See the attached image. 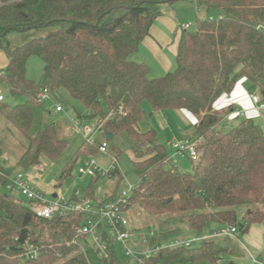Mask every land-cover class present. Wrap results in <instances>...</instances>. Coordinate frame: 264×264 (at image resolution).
<instances>
[{"label": "trees", "instance_id": "trees-1", "mask_svg": "<svg viewBox=\"0 0 264 264\" xmlns=\"http://www.w3.org/2000/svg\"><path fill=\"white\" fill-rule=\"evenodd\" d=\"M185 1H194L197 8L194 30L183 32L175 70L150 78L148 66L130 58L164 9ZM29 33L46 35L10 45L11 35ZM0 49L9 59L0 84H7L13 98L25 100L18 105L0 101V118L15 131L8 133L19 134L26 143L18 164L23 170L43 159L55 162L67 149L55 126L44 127L45 103L37 99L44 89H65L83 107L78 117L103 123L106 134H125L131 141L138 182L129 209L138 206L154 217L179 216L194 235L228 225L243 236L254 224L264 223V130L238 111L239 122L222 132L218 127L233 108L214 109L242 79L249 83L250 95L264 104V0H0ZM31 57L44 64L39 84L27 77ZM145 103L150 117L177 110L196 117L202 158L195 165L190 162L192 172L178 174L157 131L143 130L149 118ZM97 154L83 143L63 167L60 184L73 178L79 157ZM3 155L0 147V264H122L109 239L108 257L103 258L95 247L84 252L79 242L74 245L85 241L77 235L74 215L38 218L30 202L11 195L6 184L12 174L1 164ZM98 182L82 189L86 197L96 198ZM120 186L118 182L101 204L113 201ZM238 209L245 210L242 224ZM180 235V230L164 228L152 244ZM220 240L164 249L147 264H236L226 260L232 250ZM26 241L40 248L39 258L23 257Z\"/></svg>", "mask_w": 264, "mask_h": 264}, {"label": "built area", "instance_id": "built-area-1", "mask_svg": "<svg viewBox=\"0 0 264 264\" xmlns=\"http://www.w3.org/2000/svg\"><path fill=\"white\" fill-rule=\"evenodd\" d=\"M189 29L191 24L183 26ZM37 99L42 103L51 102L53 108L49 113H63V105L52 98V93L48 89L41 91ZM252 104L257 110L264 111V104L256 94L250 95ZM4 97L0 96V101ZM245 115L244 112L240 116ZM89 116V114H88ZM73 134L80 135L84 143L95 147L98 150L96 156L82 157L78 167V173L82 177H87L90 181L115 179L122 184L123 176L117 155L110 154V139L103 131V123L96 120H89L86 116L81 119H72L68 129ZM199 141L175 140L170 143L172 150L170 162L178 167V158L189 161L194 165L199 163L202 152L199 149ZM98 156L107 157V161H101ZM135 186L129 185L127 189H120L113 201L103 203L97 198L86 197L82 190H75L72 196L57 195L51 200H46L45 196L35 190L31 181L24 173H16L8 177L6 190L17 198L24 199L32 204V211L38 218L51 219L55 216L74 215L77 224L75 230L77 235L85 241L76 240L81 245V250L85 251L90 247H95L99 251V257H108L107 240L114 243L118 252H122L126 258H133L137 264H147L148 261L159 256L164 249L192 248L210 239H230L239 241L241 234L238 227L223 226L212 233L194 235L192 238H175L164 242L152 244L159 236L153 231L145 234L131 230L128 225L126 215L130 207V197ZM112 194V193H111ZM110 194V195H111ZM77 219L81 220L78 223ZM107 235L106 241L103 239ZM108 242V243H109ZM87 248V249H86ZM41 255L40 248L26 241L23 244V257L27 260H35ZM251 264H264V256H253L250 254Z\"/></svg>", "mask_w": 264, "mask_h": 264}, {"label": "rangeland", "instance_id": "rangeland-1", "mask_svg": "<svg viewBox=\"0 0 264 264\" xmlns=\"http://www.w3.org/2000/svg\"><path fill=\"white\" fill-rule=\"evenodd\" d=\"M196 16H194V20L196 21ZM213 17H217V12H212ZM200 18L204 17L203 13H200ZM194 22V21H193ZM194 26L192 25L190 31L194 30ZM44 34H26V35H16L13 34L9 37V43L12 47H17L22 45L24 42L30 40L32 37L36 36H45ZM44 72V64L42 60L38 57H31L27 64V77L30 81H33L35 84H39ZM158 75L151 73L150 78H157ZM0 93L5 98V102L10 105H18L25 102L24 99L21 98H13L10 95L9 89L7 86H3L0 89ZM52 98L55 101L60 102L63 105V113H56L53 111L50 112V109L53 108V103L47 102L43 105V125L44 127L55 126L58 132V137L62 140H66L68 142V147L64 151V153L56 160L55 162L48 161L47 159H43L42 163L38 166H35L29 170H23L21 166H18L19 160L23 153L26 150V143L24 140L17 134L15 137L8 133V129H13L4 119L0 118V127L2 130L0 136V147L3 149L4 153L7 154L3 156V159L6 165H9L16 170L17 172L24 173L27 178L31 181L35 190L41 192L46 200L53 199L54 194L63 195L64 193L68 198L72 196V193L75 190H82L89 186L91 182L89 178L82 177L78 173V167L80 164V157L77 159V164L73 171V178L60 184V176L63 170V167L71 160V158L77 153L80 146L84 143L83 137L77 134H73L68 129L71 126L72 119H78V114L83 115V107L80 103L74 100L70 94L65 89H60L52 93ZM144 110L148 114L147 127H143L145 129H154L158 133V143L165 144L167 149L168 147V133L164 130L160 129V125L158 124V118L160 116L157 113H154L153 116H149L152 113V110L148 104L143 105ZM255 121L259 124L264 130V117L262 112H258L255 117ZM158 124V125H157ZM234 126V123L224 124L223 126H219L218 129L222 132H227ZM14 131V129H13ZM15 133V131H14ZM110 145L118 147L120 151L119 155V165L121 169V174L123 176V182L120 186V189H127L129 185L136 186L138 182V176L136 173V168L134 165V154L131 150V141L125 134H119L115 136L113 139H110ZM180 141V140H179ZM171 150V149H170ZM115 153L112 149L110 150L111 155H116L119 153ZM98 159L101 161L106 160L107 157L98 156ZM191 164L189 161H184ZM166 168H169V164L166 165ZM186 170V169H185ZM191 172V171H190ZM15 173V174H16ZM184 173L183 167L178 171V174ZM116 180L112 179H104L100 180L95 186L96 198L100 201L104 200L105 197L109 196L115 189ZM70 193V195H69ZM264 207V206H263ZM245 214L244 209L237 210V221L238 224H242L243 216ZM126 218L128 220V225L133 231H137V233L145 234L147 232L153 231L155 233H159L162 229L167 228L170 230H180L181 235L178 238L186 239L192 238L194 234L189 231V227L185 223L180 222L179 216H165V217H154L148 215L138 206H132ZM264 224V223H263ZM220 241L227 247L232 250L226 256V260L233 261L236 264H250V254L253 256H259L257 253H250L249 250L243 248V241L239 239L230 240V239H221ZM87 249V248H86ZM85 252V251H84ZM119 261L122 264H137L133 258H126L124 254L120 251L117 253ZM248 255V257H247ZM261 256H264L262 254ZM249 259V260H248Z\"/></svg>", "mask_w": 264, "mask_h": 264}, {"label": "crops", "instance_id": "crops-1", "mask_svg": "<svg viewBox=\"0 0 264 264\" xmlns=\"http://www.w3.org/2000/svg\"><path fill=\"white\" fill-rule=\"evenodd\" d=\"M196 14L197 8L194 1L179 2L173 7H166L164 9L163 15L155 21L150 35L144 39L140 49L134 53L130 59L135 62L145 63L150 70V75L154 71L158 77H161L169 72L174 71L176 68L175 56L177 54L179 42L185 30L183 26L186 24H192L194 20L193 18ZM8 65V56L0 49V76L6 73ZM3 86H7V84H0V89ZM249 86V83L245 79H242L237 84L232 94L223 96L215 104L214 109L218 111H223L230 107L233 108V110L224 120L222 126L228 123H238V111L245 112L246 118L253 120L256 119L255 117L260 111L257 110L252 104ZM0 96L3 95L0 93ZM157 114L160 116V118H158L160 129L168 133V147H170V143L175 140L201 142V138L195 128L197 119L191 113L183 110H177L170 112H159ZM170 149L168 150L172 152ZM6 155L7 154L4 153L3 156ZM184 161L185 160L178 158L179 171L183 167L184 172H192V164L189 165V163ZM5 163L7 162H4L3 159H1V164L5 170L14 175L16 170H13L11 166L6 165ZM63 195L66 194L64 193ZM55 196H57V194H54L53 197ZM211 228L213 229L211 230L212 232L219 229L218 226H212ZM240 239L243 241V248L249 250L250 253H261L260 255L264 254L263 223L254 224L249 229L247 234L241 236ZM249 262L251 264L250 260Z\"/></svg>", "mask_w": 264, "mask_h": 264}, {"label": "water", "instance_id": "water-1", "mask_svg": "<svg viewBox=\"0 0 264 264\" xmlns=\"http://www.w3.org/2000/svg\"><path fill=\"white\" fill-rule=\"evenodd\" d=\"M106 137H107L108 139H113V135H112V134H106Z\"/></svg>", "mask_w": 264, "mask_h": 264}]
</instances>
